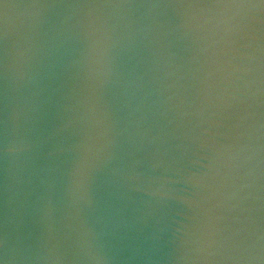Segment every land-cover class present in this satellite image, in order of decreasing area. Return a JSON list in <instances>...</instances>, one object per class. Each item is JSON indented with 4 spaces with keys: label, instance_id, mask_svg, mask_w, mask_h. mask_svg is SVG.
Segmentation results:
<instances>
[{
    "label": "water",
    "instance_id": "water-1",
    "mask_svg": "<svg viewBox=\"0 0 264 264\" xmlns=\"http://www.w3.org/2000/svg\"><path fill=\"white\" fill-rule=\"evenodd\" d=\"M85 2L0 0L9 264H264L259 24L229 83L201 10L39 6Z\"/></svg>",
    "mask_w": 264,
    "mask_h": 264
},
{
    "label": "snow or ice",
    "instance_id": "snow-or-ice-1",
    "mask_svg": "<svg viewBox=\"0 0 264 264\" xmlns=\"http://www.w3.org/2000/svg\"><path fill=\"white\" fill-rule=\"evenodd\" d=\"M37 6V5H31ZM42 7H80L92 9L104 8H133L143 7L144 5L130 3L128 0H93V2L79 3L75 5H56L43 4ZM160 6V5H153ZM165 7H175L184 9L201 10L199 15H193L190 26L193 28L206 29L207 32L219 39L214 40L209 45L214 51L215 57L212 64L216 66L215 71L209 74V80L217 72L221 73V81L231 83V73L240 72L244 69L236 63L237 60L247 59L239 54V50L245 45L242 43L250 39V32L253 31V25L259 24L261 34V74L264 77V0H178L176 3L163 5ZM233 10H235L233 12ZM205 11L208 14H205ZM233 12L231 15L226 13ZM243 13V14H241ZM255 13V15H253ZM256 15L259 19H256ZM7 22L0 23V159L7 156V79H8V60H7ZM262 91H264V79L261 80ZM211 87V84H207ZM92 170L91 165H87L84 160L77 164L74 172L75 187L82 189ZM6 177H4L2 188L6 191ZM6 232H0V264H9V258L6 249ZM248 251V250H244ZM244 257L238 256L237 259ZM264 259V257H262Z\"/></svg>",
    "mask_w": 264,
    "mask_h": 264
}]
</instances>
